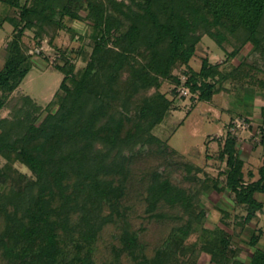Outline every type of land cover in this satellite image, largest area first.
Masks as SVG:
<instances>
[{"label": "trees", "instance_id": "1", "mask_svg": "<svg viewBox=\"0 0 264 264\" xmlns=\"http://www.w3.org/2000/svg\"><path fill=\"white\" fill-rule=\"evenodd\" d=\"M83 2L100 36L94 41L90 63L82 76H72V66L67 64L57 67L63 78L42 119L40 107L24 96L22 100L32 107V112L27 110L15 120L1 121L5 126L0 133V156L22 162L35 176L22 190L0 192V214L4 216L0 249L10 264H92L87 245L98 238L105 223L123 217L124 187L116 177L124 179L128 172L124 146L158 141L151 131L162 122L172 104L158 91L133 102L138 90H158L164 81L171 80L175 92L180 80L172 75V70L178 63H189L203 36L219 47L228 43L233 49L229 56L247 44L251 51L264 50V0H108L106 5L95 0L8 3L17 7L23 29L37 27L40 35L51 26L53 36L64 27L63 16L79 18L71 8L72 4ZM126 20L129 24L122 31ZM114 30L120 37L113 47H108ZM20 36L21 32L13 37L3 53L0 110L6 106L7 96L33 68ZM244 65L241 61L237 70ZM189 73L187 83L201 101H210L224 87L223 82L239 77L232 72L222 74L219 65H211L207 59L202 60L198 72L189 68ZM69 76L72 86L67 84ZM260 84L264 91V81ZM239 87L243 88V84ZM52 106L57 109L53 111ZM261 117L260 139L264 143V106ZM236 141L235 134L228 130L219 155L225 163L223 190L233 196L235 206L243 207L245 214L240 222L248 224L261 208L253 194L264 188V161L260 179L245 184L244 162L237 155ZM218 184L214 183L216 191L222 190ZM147 192L149 212H154L160 202L180 206L188 215L187 224L172 230L164 246L152 256L142 253L136 232L123 229L119 239L124 249L136 264H188L180 259V254L185 253L184 241L203 216V210L193 212L198 193L190 195L159 175H155ZM105 205L110 212L104 216ZM219 212L227 216L224 210ZM59 231L71 241L76 232L84 242L75 245L71 258H67L64 248L67 242L61 246ZM203 233L206 237L201 250L210 255L213 264H264V248L258 246L263 233L260 229L251 236L253 253L247 261H232L228 254L232 236L227 231L203 227Z\"/></svg>", "mask_w": 264, "mask_h": 264}, {"label": "rangeland", "instance_id": "2", "mask_svg": "<svg viewBox=\"0 0 264 264\" xmlns=\"http://www.w3.org/2000/svg\"><path fill=\"white\" fill-rule=\"evenodd\" d=\"M17 1L24 5L29 4L31 0ZM95 1L105 5L108 3V0ZM8 2L9 0H0V69L5 61V47L20 32V42L26 55L30 56L33 68L19 87L7 96L6 106L0 110V133L2 126H5L2 120H15L20 115L24 116L27 110L32 112V107L22 100L24 96H29L33 103L40 107L42 119L46 115V106L63 78L56 68L65 64L72 66V76L79 79L90 63L94 41L100 36L93 25V18L88 14L86 2L76 6L72 4L71 9H74L79 18L63 16L64 27L53 36L51 26L45 27L40 35L37 27L23 29L17 7ZM124 24L122 31L126 30L129 22L126 20ZM119 37L118 32L112 31L108 47H113ZM232 52L233 49L228 43L219 47L211 38L203 36L196 45L189 63H178L172 70L174 76L186 74L189 77V68L198 72L202 60L207 59L211 65L218 64L222 74L232 72L234 77L239 75L223 82L221 86L224 87L220 88V92L214 93L210 101L199 100V94L192 90V95L178 97L174 92L175 83L171 80L164 81L158 90L153 87L140 89L133 97L132 101L136 102L158 91L172 104L162 122L151 131L158 141L148 140L144 144L124 146L128 172L124 179L121 176L116 177L117 182L122 183L124 187L121 201L123 217L105 223L98 238L87 245L91 249L92 264H136L119 239L123 229L136 232L142 253L152 256L164 246L172 230L187 224L188 215L180 206H169L160 202L154 212L148 211L147 189L155 175L168 180L170 184L190 195L198 193L193 212L199 213L203 210V216L184 241L185 253L180 254L182 261L188 264H213L210 255L201 250L202 240L206 237L203 227L209 230L220 227L232 236L228 252L232 261H247L251 257L253 248L249 245V240L253 231L249 224L240 222V218L245 214L243 207L235 206L233 196L223 190L225 163L219 155L227 131H230L229 124L237 116L244 117L235 113L240 107L249 106L251 103L246 87L253 85L255 94L264 99L260 84L264 81V50L251 51V46L247 44L236 55L229 56ZM241 61L245 65L238 71ZM125 76L126 73L123 78ZM70 78L71 76L67 84L72 86ZM242 84L243 88L239 89ZM229 93L232 98L230 104ZM51 109L54 111L57 106H52ZM241 133L239 131L235 136L240 138ZM34 179L35 176L22 162L0 156V192L6 194L9 190H22ZM216 181L222 190H215ZM7 210L10 211L11 206H8ZM219 210L227 212V216H222ZM109 212L110 207L105 205L102 214L105 216ZM3 220L4 216L0 214V231L3 228ZM59 236L62 240L61 246L67 242L66 247L64 246L67 258L73 256L72 250L77 243L84 245L76 232L72 234L73 241L68 239L64 232L59 231ZM0 264H10L1 249Z\"/></svg>", "mask_w": 264, "mask_h": 264}, {"label": "crops", "instance_id": "3", "mask_svg": "<svg viewBox=\"0 0 264 264\" xmlns=\"http://www.w3.org/2000/svg\"><path fill=\"white\" fill-rule=\"evenodd\" d=\"M238 88L242 89L240 87ZM254 89L255 87L253 85H248V87H246V91L248 92L247 95L248 98L251 99V103L249 106H245V104H243L242 102L243 106L245 107H240L238 112L235 113L237 115L244 116L250 124L249 129L241 133L240 138H237L235 144L237 155L244 162L242 173L245 184L256 182L260 179V169L264 161V143H262L260 139V128L262 121L261 113L262 108L264 106V99L259 98L255 94ZM231 102V93H229L228 103L230 104ZM227 111L229 112V109H227ZM253 198L260 204L261 208L256 213V218L248 224L250 225L251 230L253 231L252 235L258 229L263 232L261 239L258 242V246L264 248V188L260 191H256L253 194Z\"/></svg>", "mask_w": 264, "mask_h": 264}, {"label": "built area", "instance_id": "4", "mask_svg": "<svg viewBox=\"0 0 264 264\" xmlns=\"http://www.w3.org/2000/svg\"><path fill=\"white\" fill-rule=\"evenodd\" d=\"M179 80L180 84L175 88V93L177 94V96L187 97L192 95L190 85L187 83L188 76L186 74H182L180 75ZM249 127L250 124L246 118L237 116L231 121L230 131L233 134L237 135L236 133H238L239 131H246L249 129Z\"/></svg>", "mask_w": 264, "mask_h": 264}]
</instances>
